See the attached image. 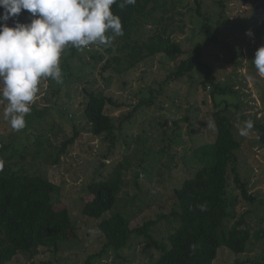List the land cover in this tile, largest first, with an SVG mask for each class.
I'll use <instances>...</instances> for the list:
<instances>
[{
  "label": "rangeland",
  "instance_id": "374dc122",
  "mask_svg": "<svg viewBox=\"0 0 264 264\" xmlns=\"http://www.w3.org/2000/svg\"><path fill=\"white\" fill-rule=\"evenodd\" d=\"M150 16L137 26L132 41H147L166 28V35L183 50L178 59L158 54L126 70L121 46L131 41L115 37L107 45L68 46L61 54L63 82L41 81L24 129L11 128L4 115L8 102L0 99L3 169L14 167L57 181L60 189L54 207L67 210L73 224L58 249L46 246L35 254L19 253L8 264H84L98 254L92 264H155L161 253L153 241L168 244L178 227L173 217L178 211L174 191L210 164L215 139L212 114L217 109L210 95L214 87H203L207 76L227 90L217 95V102L231 119L240 143L235 152L238 181L233 173L229 175L232 207L225 227L244 218L251 233L243 254L220 248L211 264L264 263V146L259 140V128L264 127V76L252 63L255 51L264 46V13L255 9L254 0L245 6L236 0H157ZM18 19L28 23L33 17L24 11ZM7 23L13 26V20ZM209 31L215 43L202 46L212 35ZM198 44L199 55H195ZM114 56L121 58L119 65L112 62L111 69L102 72ZM189 59L199 65L179 81H171L180 61ZM150 90L155 94L151 96ZM91 92L129 108L106 106V113L119 126L114 145L105 136L90 134L84 107ZM142 101L148 106L139 107ZM247 121L253 127L242 135ZM118 165L126 185L112 211L99 221L85 217L82 207L89 197L88 186L108 177ZM240 187H246L251 201L243 198ZM117 212L132 228L147 225V235L133 236L126 249L103 253L98 223Z\"/></svg>",
  "mask_w": 264,
  "mask_h": 264
},
{
  "label": "trees",
  "instance_id": "16d2710c",
  "mask_svg": "<svg viewBox=\"0 0 264 264\" xmlns=\"http://www.w3.org/2000/svg\"><path fill=\"white\" fill-rule=\"evenodd\" d=\"M236 1L243 6L249 2ZM156 4L157 0H136L134 5H127L124 9L119 8L118 4L112 5L111 10L114 15L120 17L123 28V35L116 37L133 42L121 46L126 52V70L158 54H164L171 60H176L184 54L178 42L172 41L171 35H166V28L163 32L149 37L147 41H132L137 26L142 22H148L149 16L156 9ZM254 4L257 11L264 13V0H254ZM205 28L207 33L208 26ZM211 34L202 46L209 45L211 41L215 43L216 37L212 32ZM106 35L113 34L108 32ZM199 50L198 44L194 50L195 55H199ZM111 52L112 48L106 51L108 55ZM112 62L119 65L121 58L114 56L107 60L102 72L110 70ZM198 65L199 61L196 59L180 61L171 76V81H179ZM201 66L206 67L202 64ZM205 80L207 82L204 81V88L207 84L214 87L210 95L217 109L212 114L215 139L211 146V154L207 156L210 164L198 170L191 179L186 180L174 191L178 211L173 213V217L177 220L178 227L169 236L168 244L153 241L161 253V258L155 264H211L220 248L228 250L233 255H240L245 252L250 240V229L244 218L234 222L231 227H225L226 220L231 217L229 209L232 207V202L228 201L229 175L230 172L233 173L234 181H238V161L235 152L240 148V143L233 135L231 119L217 102V95H225L226 88H221L219 82L208 76ZM150 94L152 96L155 93L150 90ZM107 105L117 109L125 108V104H115L110 97L91 92L87 96L84 116L92 137L105 136L114 145L115 133L119 126L116 125L114 118L106 113ZM144 106L148 105L142 101L139 107ZM259 129V140L264 146V127ZM125 185V174L118 165L108 177L92 182L88 186L89 197L82 207V214L99 221L112 211ZM245 188H241V194L244 199L251 201L252 198L247 196ZM59 189L60 184L55 180L16 170L14 167L0 169V264H8L19 253L35 254L40 247L49 246L56 250L60 242L73 231L68 211L57 210L54 207L58 201ZM201 205L206 206V210L202 211ZM98 230L103 238V253L108 250L126 249L133 236L147 235L145 233L147 225L132 228L120 212L99 222ZM192 245H195L194 249ZM98 258L99 254L88 257L84 264H92V261ZM235 264L242 263L237 260Z\"/></svg>",
  "mask_w": 264,
  "mask_h": 264
},
{
  "label": "clouds",
  "instance_id": "9594fccd",
  "mask_svg": "<svg viewBox=\"0 0 264 264\" xmlns=\"http://www.w3.org/2000/svg\"><path fill=\"white\" fill-rule=\"evenodd\" d=\"M136 0H0V99L6 100L5 118L15 131L26 127L25 116L37 99L42 79L63 82L61 54L68 47L107 45L123 35L122 22L112 5L124 9ZM27 11L33 17L22 23L18 17ZM13 20V26L8 25ZM113 35L108 36L106 33ZM251 37V31L246 32ZM252 63L264 76V46L254 54ZM245 122L241 134L251 129ZM3 163L0 162V169ZM201 210L206 206L201 205ZM193 249L195 245H192Z\"/></svg>",
  "mask_w": 264,
  "mask_h": 264
},
{
  "label": "crops",
  "instance_id": "0c3cea01",
  "mask_svg": "<svg viewBox=\"0 0 264 264\" xmlns=\"http://www.w3.org/2000/svg\"><path fill=\"white\" fill-rule=\"evenodd\" d=\"M129 109L128 107H125V110Z\"/></svg>",
  "mask_w": 264,
  "mask_h": 264
}]
</instances>
